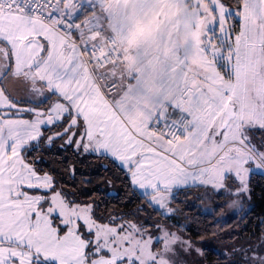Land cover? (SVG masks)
Masks as SVG:
<instances>
[{"label": "snow or ice", "instance_id": "1", "mask_svg": "<svg viewBox=\"0 0 264 264\" xmlns=\"http://www.w3.org/2000/svg\"><path fill=\"white\" fill-rule=\"evenodd\" d=\"M257 177L264 0H0V264H264Z\"/></svg>", "mask_w": 264, "mask_h": 264}, {"label": "trees", "instance_id": "2", "mask_svg": "<svg viewBox=\"0 0 264 264\" xmlns=\"http://www.w3.org/2000/svg\"><path fill=\"white\" fill-rule=\"evenodd\" d=\"M108 190V189H105ZM113 192V196L110 200L111 205H118L120 207H123V203L121 201V197H124L125 193L119 183H117L113 189H111ZM199 195L198 193H193V199L189 201V203H195L197 207L203 208V204H201L199 201L195 200V196ZM131 199V198H128ZM206 202V201H205ZM135 203H129L128 208L125 210H130L133 207H135ZM258 217H264V180H261L259 177L256 178L255 186H254V196H253V202H252V211L250 215L248 216V221L246 223L240 224L239 228L236 229V232L239 233V239L237 240V243H242L245 240H247L250 236H252L254 233L258 231ZM219 218L218 216L216 217ZM201 221V227L210 225L212 223L211 218H205L204 216L200 217ZM229 223L231 224L232 221L230 220ZM232 231L231 227H225L223 231V235L227 236ZM205 243H211L221 246L217 241L215 240H208L205 241Z\"/></svg>", "mask_w": 264, "mask_h": 264}, {"label": "rangeland", "instance_id": "3", "mask_svg": "<svg viewBox=\"0 0 264 264\" xmlns=\"http://www.w3.org/2000/svg\"><path fill=\"white\" fill-rule=\"evenodd\" d=\"M215 203H219V202L216 201V202L209 203V202L206 201L205 204H203V208H205V207H213ZM206 244H208L209 246H211L213 248H219V247H221V246L216 245V244H214V245L211 244V243H206Z\"/></svg>", "mask_w": 264, "mask_h": 264}]
</instances>
